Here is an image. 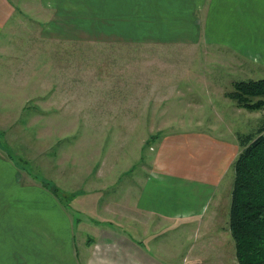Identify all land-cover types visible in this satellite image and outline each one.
<instances>
[{
	"label": "rangeland",
	"instance_id": "obj_1",
	"mask_svg": "<svg viewBox=\"0 0 264 264\" xmlns=\"http://www.w3.org/2000/svg\"><path fill=\"white\" fill-rule=\"evenodd\" d=\"M22 21L18 23L22 29L13 27V40L0 51V84H4L0 156L20 168L24 184L32 186L39 199L18 198L8 210L7 224L0 225V264H78L71 236L79 264H184L185 248L192 254L191 264H239L228 227L232 196L227 195L226 185L233 169L214 203H208L212 207L205 219L189 218L196 229L168 224L152 237L155 232L149 231L156 227L152 218L121 217L129 204L124 190L130 180L141 176L144 164L150 165L161 144L172 147L173 151L167 150L174 155L162 160L184 155L199 163L216 160L217 151L211 149L227 142L236 153L227 154L233 166L241 152L239 135H257L264 124V108L239 107L229 94L235 92L236 82L264 79V57L251 55L255 50L249 46L243 47V56L230 42L203 40L178 42L165 51L161 46L160 54L158 48L135 44L127 46L122 56L114 42L49 41L47 30ZM52 48L56 52L48 51L53 52L49 56L47 50ZM34 60L37 73L27 69ZM156 81L169 97L163 103L161 97L147 98L154 102L149 105L136 84ZM119 85L127 88L122 99L112 97ZM153 87L149 85L150 93L159 90ZM154 114L159 120H152ZM107 115L116 120H108ZM163 125L161 136H147ZM196 182L200 183L193 181L192 186ZM176 186L172 183L161 191L171 195L168 192ZM213 188L210 185L209 197ZM96 189L101 191L98 196L77 203L84 193ZM47 190H52L67 216L66 235L56 232L54 218L59 216L53 214L48 222ZM197 201L188 202L186 210L195 209ZM51 202L57 201L51 198ZM103 203L116 218L101 211ZM14 208L24 211L16 214ZM110 220L113 223L106 226ZM153 238L157 239L151 250L137 243L146 245ZM130 240L145 254L143 262L139 247L124 246Z\"/></svg>",
	"mask_w": 264,
	"mask_h": 264
},
{
	"label": "crops",
	"instance_id": "obj_2",
	"mask_svg": "<svg viewBox=\"0 0 264 264\" xmlns=\"http://www.w3.org/2000/svg\"><path fill=\"white\" fill-rule=\"evenodd\" d=\"M23 18H25V22L28 21L30 24L39 26V30H47V40L49 41L94 40L97 42H114L118 45V50L122 56L124 55L122 52L127 49V46L135 44H143L147 49L149 47L150 49L151 47L158 48L156 51L160 54L161 46V50L165 51V47H172L178 42L196 44L203 40L220 45L231 43L237 51L241 49L239 53L243 56V47L249 46L255 50L251 55L256 57L257 54L264 57V0H0V51L3 49L1 46L6 47L9 41L13 40L12 37L16 32L11 33V30L16 28L18 30V23L23 22ZM85 30L88 31L86 32L87 37L84 34ZM19 39L22 40L23 38L20 37ZM114 47L117 48L116 45ZM52 49H48L47 53L48 51H55L54 48ZM53 52L48 53L49 56L53 55ZM67 55L63 54V56ZM36 64L35 60L32 61V65L27 69L37 73L39 68ZM55 65L58 66V64ZM158 71L160 72V70ZM16 81L22 82L23 80ZM150 84L159 90H153L154 94L150 93L148 91ZM5 85L8 87L7 84ZM2 86L4 84H0V88ZM136 86L141 89L139 95L144 96L149 105L154 102L147 100V98L161 97L163 103L165 101L163 99L169 97V93L165 92L166 88L164 89L162 85L160 87L157 81L139 82ZM21 87L23 86L18 88ZM118 87L120 88H115L112 97L122 99L127 93V88L125 85ZM106 118L116 120V117L111 115H107ZM148 119V117L145 118V120ZM141 120L143 119L141 118ZM152 120H159L158 115L154 114ZM163 128L164 125L155 130L156 132L151 131L147 136L159 137L162 135ZM225 143L222 147L215 146L214 149H211L217 151L213 154L214 158H217L216 160L199 163L189 161L188 157L184 155L179 156L180 160L178 156L175 157V160L169 158V162L162 160L165 159L164 156L167 158L174 155L168 154V150L173 151L172 147H168V145L163 147L161 144L150 165L144 164L143 173H140L141 176L134 182L130 180L125 188V199L128 200L129 204H125L126 207L122 211L124 215L121 217L133 218L136 215L140 218H152L151 222L155 223L156 226L149 231L150 233L155 232L152 237L162 232V228L168 224H179L183 230L191 227L196 229V226L188 223L191 221L189 218L198 217V222L205 219V215L212 207V204L208 203L212 200L214 203L215 195L220 190L221 185H224L223 181L226 175L230 173V169H233L231 167L232 161L228 162L229 155L227 154L231 152L234 157L236 153L232 145ZM173 146L174 149L177 148V145ZM165 151L169 156L165 154ZM233 178L234 174L230 178L229 184L226 185V193L230 196L233 192ZM196 180H199L200 183L196 182V185L192 186L193 181ZM23 181L20 168L0 156V225L7 224L8 210L13 209L12 205L18 202V198H20L19 201L28 199L27 197H35L32 200L39 199L37 193L34 196V188L24 184ZM172 183H176L177 186L172 189V192H168L172 193L171 195L161 191L163 187L168 188ZM210 185L215 188L212 189V194L209 197ZM48 189L50 188L48 187ZM43 190L46 189L43 188ZM133 190H135L136 195H132ZM50 191L52 192V190H47L48 222L53 218V214L59 216V218H54L57 224L56 232L66 235L69 229L66 224L67 216L61 208L60 202ZM80 193L82 195V192ZM99 193L101 191L98 189L91 193H84L82 197L77 199V203L84 201V198L90 195L92 197L98 196ZM174 193H176L175 198L172 196ZM230 196L228 200H230ZM51 198L57 201L55 202L56 205L52 204ZM196 198L198 201L195 203V209L192 207L187 211L188 202ZM72 203L74 204V201ZM135 203L137 207L132 208ZM106 204L103 203L101 211H105L107 216L114 218L115 213H110L111 209H108L109 206ZM131 209L134 214L131 213ZM14 210L16 214L19 211L20 215L24 211L22 208L20 210L14 208ZM124 220L127 219L124 218ZM60 221L63 223L62 225L59 224ZM107 222L106 226L113 223L111 220ZM100 224H104V222ZM22 226H24L23 220ZM20 230L23 228L21 227ZM146 232L148 231L146 230ZM156 239L147 241L146 245L142 242L137 243L141 248L151 250ZM130 241L124 246L129 247L130 250L135 249V246L139 247L135 243L136 241ZM71 245L75 260L77 258L75 262L79 264L77 244L75 241L73 242L72 236ZM140 247V257L143 262L145 254ZM185 249V252H182L184 264H191L193 262L191 260L192 254L187 250L188 248ZM98 263L104 262L98 259Z\"/></svg>",
	"mask_w": 264,
	"mask_h": 264
},
{
	"label": "trees",
	"instance_id": "obj_3",
	"mask_svg": "<svg viewBox=\"0 0 264 264\" xmlns=\"http://www.w3.org/2000/svg\"><path fill=\"white\" fill-rule=\"evenodd\" d=\"M234 87L229 95L239 107L264 108V79L236 82ZM239 141L228 227L238 263L264 264V124L257 135H239Z\"/></svg>",
	"mask_w": 264,
	"mask_h": 264
}]
</instances>
